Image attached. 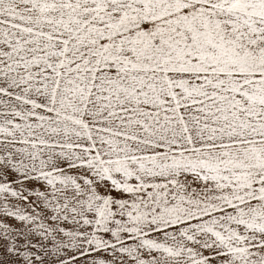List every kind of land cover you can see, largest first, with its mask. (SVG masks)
<instances>
[{"label": "snow or ice", "instance_id": "1", "mask_svg": "<svg viewBox=\"0 0 264 264\" xmlns=\"http://www.w3.org/2000/svg\"><path fill=\"white\" fill-rule=\"evenodd\" d=\"M0 264H264V0H0Z\"/></svg>", "mask_w": 264, "mask_h": 264}]
</instances>
